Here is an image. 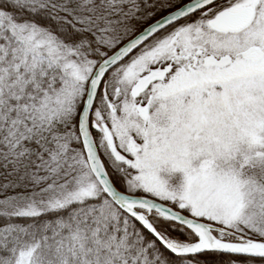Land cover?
Wrapping results in <instances>:
<instances>
[{
	"label": "snow or ice",
	"instance_id": "6c2138e0",
	"mask_svg": "<svg viewBox=\"0 0 264 264\" xmlns=\"http://www.w3.org/2000/svg\"><path fill=\"white\" fill-rule=\"evenodd\" d=\"M0 264H264V0H0Z\"/></svg>",
	"mask_w": 264,
	"mask_h": 264
}]
</instances>
